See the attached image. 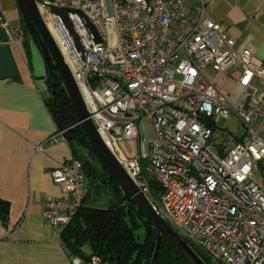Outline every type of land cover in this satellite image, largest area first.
Here are the masks:
<instances>
[{"label": "built area", "instance_id": "obj_1", "mask_svg": "<svg viewBox=\"0 0 264 264\" xmlns=\"http://www.w3.org/2000/svg\"><path fill=\"white\" fill-rule=\"evenodd\" d=\"M55 4L70 8L67 15L83 57L61 17L42 5L39 9L89 118L153 210L215 263L264 264V191L251 178L257 162L264 165V59L248 47L236 48L203 15V2L192 7L187 0ZM0 25L9 39L23 37V27L1 15ZM221 72L230 73L239 88L235 102L217 84ZM232 114L240 121L241 135L225 125ZM64 131L35 150L64 139ZM140 137L146 144L143 154L128 157L118 146L120 140ZM49 173L61 197H44L42 216L61 240L82 205L84 177L77 159ZM147 177L160 186L157 198ZM70 263L107 264L94 254H73Z\"/></svg>", "mask_w": 264, "mask_h": 264}, {"label": "crops", "instance_id": "obj_2", "mask_svg": "<svg viewBox=\"0 0 264 264\" xmlns=\"http://www.w3.org/2000/svg\"><path fill=\"white\" fill-rule=\"evenodd\" d=\"M187 2L191 7L203 2V15L217 23L236 48L248 47L264 59V0ZM0 15L13 25L22 23L15 0H0ZM7 45L16 74L0 79V199L9 203L8 217L0 221V264H71L68 248L53 237L42 216L43 198L61 197L49 171L70 160L71 149L66 138H58L35 150L58 132L48 105L46 68L27 34L9 39Z\"/></svg>", "mask_w": 264, "mask_h": 264}, {"label": "trees", "instance_id": "obj_3", "mask_svg": "<svg viewBox=\"0 0 264 264\" xmlns=\"http://www.w3.org/2000/svg\"><path fill=\"white\" fill-rule=\"evenodd\" d=\"M21 26L26 35L23 22ZM46 82L50 90L49 102L53 107L50 111L56 127L65 130L71 159L80 161L86 183L82 205L62 231L61 241L68 248L70 256L74 254L86 258L94 254L107 264H149L155 246V230L144 221L134 204L123 196L116 182L94 155L77 123L76 114L57 73L53 71L48 76L46 71ZM147 179L150 191L160 190L154 179ZM104 193L109 200L105 199ZM101 196L104 197L103 202L97 203V199H102ZM8 214V201L0 199V221L4 222ZM141 227L144 238L139 242L136 232ZM84 245L88 246L90 254L85 255ZM190 245L206 264H210L209 258L198 247ZM154 264L181 263L171 246L161 239Z\"/></svg>", "mask_w": 264, "mask_h": 264}, {"label": "water", "instance_id": "obj_4", "mask_svg": "<svg viewBox=\"0 0 264 264\" xmlns=\"http://www.w3.org/2000/svg\"><path fill=\"white\" fill-rule=\"evenodd\" d=\"M23 25L27 35L39 51L44 66L49 76L55 71L60 79L70 103L77 117L83 134L96 158L107 170L116 182L123 196L131 201L144 221L155 230V246L149 264H154L160 240L166 241L180 259L181 264H206L195 250L181 236H179L169 224L157 214L146 196L138 189L126 170L118 162L106 146L97 132L93 122L89 118L86 106L83 102L78 86L73 78L71 70L57 47L48 27L42 17L39 5L44 6L48 11L59 15L70 32L73 41L83 57L84 50L81 42L68 18L69 7L58 6L47 0H16ZM89 30L94 34L95 40L99 37L95 28L86 20ZM9 35L6 29L0 25V79L12 78L16 74V68L9 53L7 41ZM49 108L53 110L51 101Z\"/></svg>", "mask_w": 264, "mask_h": 264}, {"label": "rangeland", "instance_id": "obj_5", "mask_svg": "<svg viewBox=\"0 0 264 264\" xmlns=\"http://www.w3.org/2000/svg\"><path fill=\"white\" fill-rule=\"evenodd\" d=\"M47 1L51 2L52 0H47ZM55 1L56 2H63L65 0H55ZM209 73L213 75L212 71H210ZM216 80H217L218 86L221 88V91L224 92L225 94L229 95L230 99L233 102H235L237 100L239 94H240V91H239L238 86H236L234 84V82L232 81L233 78H232V76H230V73H228V72L218 73L216 75ZM225 125H226V127H228V131H230L236 135L242 134V128L240 125V121L235 114L231 115L230 119L225 123ZM147 132H148V138L149 139L153 138V132L149 126H148ZM118 146L128 157L135 155V153L143 154L146 151V144L144 143L142 137H140L139 141H137V140H135V141L120 140V141H118ZM146 175L148 176L147 173H146ZM251 178L255 182L259 183L261 189L264 191V165L261 162H257L255 167L253 168ZM159 192H160V190L151 189V194L155 198L158 197ZM104 194H105V199L109 200L106 196V193H104ZM100 198H102V199H97V203L103 202L104 197L101 196ZM142 228L143 227H141V229L139 228V230L136 232L137 240L139 242H141L144 238V231ZM184 239L186 241H188L187 238H184ZM84 249H85L84 250L85 253L89 252L88 246H84ZM199 250L204 253L203 250H201V249H199ZM209 260H210V264H218V263L213 262L211 259H209Z\"/></svg>", "mask_w": 264, "mask_h": 264}, {"label": "flooded vegetation", "instance_id": "obj_6", "mask_svg": "<svg viewBox=\"0 0 264 264\" xmlns=\"http://www.w3.org/2000/svg\"><path fill=\"white\" fill-rule=\"evenodd\" d=\"M51 2H52V3H55L56 1H55V0H52ZM57 3H58V2H57Z\"/></svg>", "mask_w": 264, "mask_h": 264}, {"label": "clouds", "instance_id": "obj_7", "mask_svg": "<svg viewBox=\"0 0 264 264\" xmlns=\"http://www.w3.org/2000/svg\"><path fill=\"white\" fill-rule=\"evenodd\" d=\"M50 2V1H49ZM24 30V29H23ZM189 244V243H188ZM191 246V245H190Z\"/></svg>", "mask_w": 264, "mask_h": 264}]
</instances>
